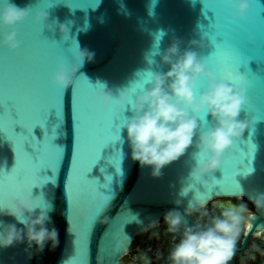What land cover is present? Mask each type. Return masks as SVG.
<instances>
[{
    "label": "water",
    "instance_id": "obj_1",
    "mask_svg": "<svg viewBox=\"0 0 264 264\" xmlns=\"http://www.w3.org/2000/svg\"><path fill=\"white\" fill-rule=\"evenodd\" d=\"M8 2L0 0V9ZM13 2L20 7L29 6L31 15L18 26L17 38L22 45L17 52H10L0 43V203L5 198L6 173L14 167L34 173L59 156L54 182L49 180L42 189H33L34 195L43 193L44 201L52 208L48 226L58 229L59 245L53 249L49 242L43 252L35 247L26 251V244L0 248V264H74L76 260H82L83 264H123L137 239L158 228L165 213L177 207V199L182 200L179 206L182 213H186L193 200L192 214L187 219L189 225H194L197 219L194 212L208 204L218 213L238 208L231 202L221 201L234 198H244L253 206V210L243 212L245 220L240 233L244 232V237L235 252L244 255L253 239L261 250L254 263L264 264V211L253 203L258 193H264V0H249L251 10L238 23L231 19L233 0ZM37 10L48 11L50 20L70 22L69 35L62 37L58 28L49 32L36 24ZM206 32L209 38L225 39L231 48L242 53L239 71L244 77L250 104L245 106L240 119L247 117L253 127L236 142L237 148L236 144L230 148L232 156L221 162L215 176L208 178L215 181L213 195L200 201L194 198L195 191L186 197L180 196V180L188 176L196 163L194 147L162 169L160 178H155L151 167H141L131 158L127 130L123 128L127 123L125 117L132 113L126 111L116 128L111 129V114L103 121L90 119L86 102L99 90L97 81L107 82L114 89L126 88L134 97L141 91L138 87L131 92L137 82L148 86L149 72L145 70H169L168 66L160 69L147 63V57L152 56L157 45L160 50L166 49L177 38L183 41L184 48L189 40L199 39ZM249 36L254 37V42L249 41ZM76 43L94 52L95 57L80 69L84 76L76 83L73 93V87L67 91L58 88L53 74L61 61L74 60ZM204 43L207 45L206 39ZM153 58L160 60L158 55ZM89 82L95 88L89 89ZM206 86V80L198 81V94ZM205 117L209 121L207 127ZM210 119L207 113L199 117L200 131L212 126ZM26 141L40 153L38 161L30 162L26 158L23 152ZM109 141L112 144L103 148ZM25 150L35 157V150L27 142ZM245 151L248 156L243 163ZM113 157H116L115 164L110 162ZM239 160L243 164L237 165L238 169L252 171H238L233 176ZM40 175L51 173L41 170ZM28 178L36 177L29 175ZM234 181L240 187H234ZM97 189L104 199L110 200L93 225L83 231L85 217H81V210L86 209L91 215L89 202ZM78 192L83 193L81 198ZM96 202L99 203L98 195ZM0 221L16 223L6 216H0ZM249 225L252 227L248 228ZM257 226L261 227L257 230ZM81 245L80 255H76ZM228 263L234 264L232 259ZM129 264H150V259L145 255L140 262Z\"/></svg>",
    "mask_w": 264,
    "mask_h": 264
},
{
    "label": "clouds",
    "instance_id": "obj_2",
    "mask_svg": "<svg viewBox=\"0 0 264 264\" xmlns=\"http://www.w3.org/2000/svg\"><path fill=\"white\" fill-rule=\"evenodd\" d=\"M232 6L231 19L236 23L246 19L251 10L249 0H233ZM30 15L29 6L20 7L13 0L0 9V43L10 52L21 48L18 26ZM34 22L49 32L58 28L62 37L70 33V22L50 20L48 11L37 10ZM205 38L206 33L199 39L193 38L184 48L181 47L183 41L177 38H173L166 49L160 50L157 45L152 56L147 57V63L160 69L168 66L169 70H145L149 72L148 86H142L134 97L126 88L114 89L107 82L97 81L99 90L94 98V103L100 105L101 114L114 103L132 113L125 117L127 123L123 128L127 130L131 158L141 167H151L153 177L160 178L162 169L178 161L190 147L196 149L193 156L196 163L191 166L188 176L180 180L181 197L188 195L193 184L203 185L210 176H215L229 149L253 127L247 117L240 119L245 106L250 104L246 85L236 87L227 78H220L219 64L209 67L207 59L198 51L206 46ZM248 39L254 42V37ZM156 55L160 57L159 62L153 58ZM74 57L71 62L61 61L53 74L54 84L63 91L69 90L84 76L80 69L86 61L94 60L95 53L77 44ZM240 78L238 70L231 74L232 80ZM201 80H206L207 86L198 94V81ZM203 113L211 118L212 126L200 131L199 117ZM36 183L40 189L45 186L39 179ZM175 203L177 207L164 215L167 233L173 234L174 240L179 236L167 257L170 264H228L235 254L246 206L224 209L219 215L201 211L195 224L189 225L187 217L192 214L193 200L186 213L179 210L181 199ZM253 203L258 210L264 211V193H258ZM51 210L50 205L44 207L40 198L30 191L0 203V216L16 221H0V248L26 244V251L35 247L38 252H43L50 242L55 249L59 245V231L54 225L48 226ZM86 215L87 210L82 209L81 217ZM205 217L208 218L206 221ZM145 260L147 262V257Z\"/></svg>",
    "mask_w": 264,
    "mask_h": 264
},
{
    "label": "snow or ice",
    "instance_id": "obj_3",
    "mask_svg": "<svg viewBox=\"0 0 264 264\" xmlns=\"http://www.w3.org/2000/svg\"><path fill=\"white\" fill-rule=\"evenodd\" d=\"M205 39L207 40V45H206V47H204L201 50V55L207 59L209 65L211 67H213L214 65L219 64L221 66V71L218 74L222 75V79L227 78L228 81H231L232 85H234L236 87H240L241 84L246 85L244 77L242 74H241L240 79H236V80L231 79V74L234 71H237V70L239 71L240 67L242 66L239 62V57L242 55V53L237 52L235 49L231 48L227 44V41L225 39H222V38L218 39L216 37L209 38L207 32H206V38ZM209 49H210V51H207L205 53V50H209ZM79 79L77 80V82L79 81ZM76 83H75V85H76ZM75 85L72 88L73 93L75 92ZM142 86H143L142 83L137 82L135 84V87H133L131 89V92H135L136 88H138V87L141 88ZM87 87L89 89H93V88H95V85L92 84L91 82H89ZM96 92L97 91H95L91 96H89L87 98L86 114H87L88 118L93 119V120L103 121L109 114H111L113 119H111L109 121V125H110L111 129H115L119 123V118L125 117L124 116L125 110L122 109L119 104L114 103L111 108H109L107 111H105L103 114H101L100 105L97 103H94V98H95ZM56 116L58 117L57 113H56ZM10 117L12 118L11 112H10ZM204 120H205L204 126L207 127V123H209V121H207L206 117L204 118ZM54 130H55V128H53V130H52V135H53ZM12 131H14V129H12ZM6 134L8 135L7 131H6ZM45 136H49V135L46 133ZM26 142L29 143L31 145V147L35 150V153H36L35 157L25 150V143ZM26 142L24 143V146H23V152H24L26 158L30 162L38 161L40 159V153L36 150V147L31 142H29V141H26ZM109 144H112V143L109 141L108 143H106L103 146V148L107 147ZM236 148H237V144H236ZM232 151H233V149H229V154H226L225 159H228L229 157L232 156L231 155ZM247 152H248V150H247ZM247 152L245 151V155L242 158L243 163H244L245 158L248 156ZM115 159H116V157L111 158L110 162L114 163ZM59 161H60V157L56 156L49 164L41 166L34 173L24 172V171H21L19 168L14 167L13 171L5 174V177H6L5 198L3 199V201L7 200L8 198L19 197L25 192L30 191L33 193V189L38 188L37 183H36L37 179H39V181L41 183H47L49 180L54 182L55 172H56L57 165L59 164ZM243 163H241V160H239L237 162V164L234 168L233 176H236L238 171H243L245 173H248L252 170L250 168L238 169L237 165H240ZM41 170H44L46 172L50 171L51 175H44L43 177H41V175H40ZM117 170H119V168H117ZM87 173H86V175H87ZM29 175H34L36 178L29 179L28 178ZM214 182H215L214 180L208 179L207 183L202 185L203 186L202 189L197 187L198 185H201V184H193L189 193L192 191H195L196 195L194 198L198 199L200 201H203L208 196L213 195L212 193L214 191V189H213ZM233 186L234 187H240V185L236 181H234ZM221 191H224V190L221 189ZM82 195H83V193L78 192L79 198H81ZM97 195L99 198V203L96 202ZM35 196L40 198V201L44 207H47V203L43 199V193H41L40 195H35ZM109 200L110 199H104L103 198V193L101 191H99V189L96 190V194L92 196V200L89 202V210H90L91 215H89V213L87 212V215L83 221V224H84L83 231H86L87 229H89L93 225L94 221L102 214L104 207L107 205ZM251 227H252L251 225L248 226V228H251ZM259 227H261V226H257V230L259 229ZM81 250H82V245H81L80 249H77L75 254L80 255ZM74 264H83V261L82 260H76L74 262Z\"/></svg>",
    "mask_w": 264,
    "mask_h": 264
},
{
    "label": "flooded vegetation",
    "instance_id": "obj_4",
    "mask_svg": "<svg viewBox=\"0 0 264 264\" xmlns=\"http://www.w3.org/2000/svg\"><path fill=\"white\" fill-rule=\"evenodd\" d=\"M221 201L231 202L236 206L244 205L247 203L246 210L249 211V206L253 210V206L244 198L242 199H222ZM201 211H207L210 215H219L221 212L213 209L211 204H208L204 208L194 212L196 218L199 217ZM218 213V214H217ZM208 218L205 217L206 221ZM245 220V219H244ZM167 225L164 221L161 222L158 228H154L143 235H141L133 248V250L124 258L123 264H129L132 262H140L142 258L147 255L150 259V264H169L167 257L169 251L174 243L179 241V236L173 239V234L167 233ZM244 237V232L239 234L236 245L240 246ZM260 246H258L253 239H251L249 247L244 255H239L235 252L232 260L234 264H255L254 258L256 254L260 255ZM134 253L130 258V254ZM230 264V263H228Z\"/></svg>",
    "mask_w": 264,
    "mask_h": 264
},
{
    "label": "rangeland",
    "instance_id": "obj_5",
    "mask_svg": "<svg viewBox=\"0 0 264 264\" xmlns=\"http://www.w3.org/2000/svg\"><path fill=\"white\" fill-rule=\"evenodd\" d=\"M246 206H248V204L247 203H244ZM249 209L251 210V207L249 206ZM133 255H134V253H131L130 254V258H132L133 257Z\"/></svg>",
    "mask_w": 264,
    "mask_h": 264
},
{
    "label": "bare ground",
    "instance_id": "obj_6",
    "mask_svg": "<svg viewBox=\"0 0 264 264\" xmlns=\"http://www.w3.org/2000/svg\"><path fill=\"white\" fill-rule=\"evenodd\" d=\"M239 199H242V198H239ZM262 235V234H261Z\"/></svg>",
    "mask_w": 264,
    "mask_h": 264
}]
</instances>
